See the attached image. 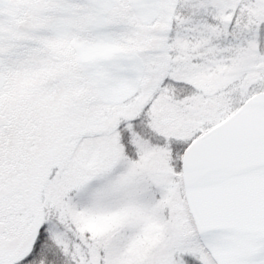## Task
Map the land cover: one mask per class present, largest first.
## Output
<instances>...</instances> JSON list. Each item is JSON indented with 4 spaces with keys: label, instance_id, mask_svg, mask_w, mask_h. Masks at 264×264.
Here are the masks:
<instances>
[{
    "label": "snow or ice",
    "instance_id": "1",
    "mask_svg": "<svg viewBox=\"0 0 264 264\" xmlns=\"http://www.w3.org/2000/svg\"><path fill=\"white\" fill-rule=\"evenodd\" d=\"M0 264H264V0H0Z\"/></svg>",
    "mask_w": 264,
    "mask_h": 264
}]
</instances>
